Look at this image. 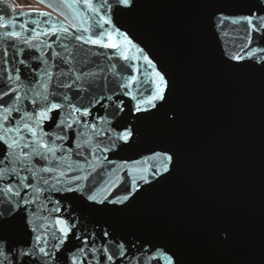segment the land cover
I'll return each mask as SVG.
<instances>
[{
    "label": "snow or ice",
    "instance_id": "1",
    "mask_svg": "<svg viewBox=\"0 0 264 264\" xmlns=\"http://www.w3.org/2000/svg\"><path fill=\"white\" fill-rule=\"evenodd\" d=\"M42 2L69 26H57L47 11L19 12L30 18L21 30L0 16V28L12 29L0 32V44L7 42L0 49V264H186L167 235L130 220L136 201L172 177L180 163L176 147L165 139L145 143L147 123L171 128L179 114L173 77L121 23L144 0ZM192 2L212 9L209 24L223 37L229 26L243 32L235 50L225 48L230 67L247 62L264 72V0ZM53 36L46 47L61 41L62 51L43 59L48 67L22 73L13 66L29 67L25 59L15 61L29 50L39 51L32 59L41 60V37ZM96 48L115 49L128 62L120 72L130 74L117 79L113 57L101 64ZM120 153L130 155L111 158Z\"/></svg>",
    "mask_w": 264,
    "mask_h": 264
},
{
    "label": "water",
    "instance_id": "2",
    "mask_svg": "<svg viewBox=\"0 0 264 264\" xmlns=\"http://www.w3.org/2000/svg\"><path fill=\"white\" fill-rule=\"evenodd\" d=\"M36 1L43 8L16 7L10 0H0V16L16 22V30H21L20 23L30 18L19 12L47 11L57 26H69L64 15L42 0ZM211 11L192 0H144L134 15L121 19L135 42L173 77L174 107L179 114L171 128L161 127L159 121L145 125L146 146L165 139L176 147L180 163L172 177L136 201L130 220L167 235L180 246L186 264H264V72L251 63L237 69L225 62V48L235 50V45L242 43L239 37L243 32L234 31L238 26H229L225 29L229 36L223 37L209 24ZM64 12L71 15L67 9ZM7 30L12 29L0 28V32ZM69 31L75 30L69 27ZM113 39L122 42L114 33ZM41 40L40 51L45 57L34 60L32 56L40 52L29 50L15 57L17 62L25 59L29 67L13 66H19L22 73L48 67L43 59H50L53 50L62 51L61 41L47 48L55 37ZM3 47L7 42L0 44V49ZM96 51L102 53L101 64L107 63L106 56L113 57L117 79L130 74L120 72V65L128 62L119 59L115 49ZM126 54L137 55L131 50ZM3 59L0 50V65ZM103 75L112 79L110 73ZM99 114L103 115V110ZM45 130H49L47 125ZM225 233L227 240L223 239Z\"/></svg>",
    "mask_w": 264,
    "mask_h": 264
},
{
    "label": "rangeland",
    "instance_id": "3",
    "mask_svg": "<svg viewBox=\"0 0 264 264\" xmlns=\"http://www.w3.org/2000/svg\"><path fill=\"white\" fill-rule=\"evenodd\" d=\"M14 6L20 7V6H31L35 8H41V4L37 2L36 0H10Z\"/></svg>",
    "mask_w": 264,
    "mask_h": 264
},
{
    "label": "bare ground",
    "instance_id": "4",
    "mask_svg": "<svg viewBox=\"0 0 264 264\" xmlns=\"http://www.w3.org/2000/svg\"><path fill=\"white\" fill-rule=\"evenodd\" d=\"M41 8H43V7L41 6Z\"/></svg>",
    "mask_w": 264,
    "mask_h": 264
}]
</instances>
